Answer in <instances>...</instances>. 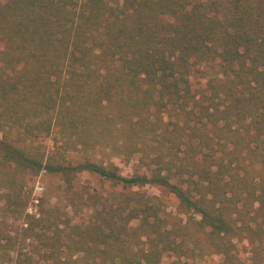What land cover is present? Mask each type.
Listing matches in <instances>:
<instances>
[{"label":"trees","instance_id":"obj_1","mask_svg":"<svg viewBox=\"0 0 264 264\" xmlns=\"http://www.w3.org/2000/svg\"><path fill=\"white\" fill-rule=\"evenodd\" d=\"M0 262L264 264V0H0Z\"/></svg>","mask_w":264,"mask_h":264},{"label":"rangeland","instance_id":"obj_2","mask_svg":"<svg viewBox=\"0 0 264 264\" xmlns=\"http://www.w3.org/2000/svg\"><path fill=\"white\" fill-rule=\"evenodd\" d=\"M47 146H50L49 139H47ZM108 159L118 166L120 174H130V164L125 162L122 157L111 154L109 149H103L95 153L92 160L97 162L99 160ZM59 179V175L48 173L45 170H41L38 175L29 179V188L32 190V201L28 207V212L31 213L36 211L40 199H42L44 205L59 206L66 210L69 209L67 208L62 191L58 187ZM76 181L79 184L87 186L91 190L96 189L100 192H106L111 188L110 181L103 180L98 175L86 170L78 173ZM141 189L149 195L157 196L161 200L165 209V214H176L177 198L169 186L146 184L142 186Z\"/></svg>","mask_w":264,"mask_h":264}]
</instances>
